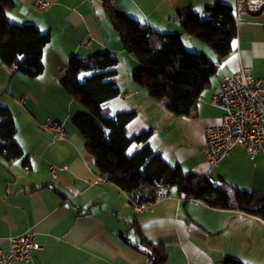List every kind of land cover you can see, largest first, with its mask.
Wrapping results in <instances>:
<instances>
[{
	"label": "crops",
	"instance_id": "1",
	"mask_svg": "<svg viewBox=\"0 0 264 264\" xmlns=\"http://www.w3.org/2000/svg\"><path fill=\"white\" fill-rule=\"evenodd\" d=\"M11 1L10 22L32 24L50 36L43 51V70L35 78L7 68L0 60V106L12 113L15 141L23 152L12 163L0 157V250L6 252L9 237L29 230L41 246L30 261L13 264H155L148 245L163 249L164 264H225L227 260L264 264L262 220L185 201L175 188L166 191L169 197L156 202L152 211L138 212L126 193L101 182L73 124L88 112L62 89L59 73H66L73 56L113 53L119 61L115 82L121 96L105 110L109 115L136 112L129 135L151 130L149 146L170 166L204 175L209 170L205 133L221 124L222 111L211 104L220 80L243 67L250 68L255 78L264 76V13L238 17L232 51L219 60L205 44L183 33L177 12L191 9L206 16V10L216 4L233 9L234 0H115L109 5L159 32L180 34L187 50L216 64L197 101V116L190 119L174 117L133 83L138 62L123 50L107 18L105 0H47L45 11L34 8L32 0ZM83 39L90 40V47L79 46ZM46 120L63 123L64 139L41 129ZM51 168L56 170L54 178ZM210 175L217 181L214 187L229 185L264 195V149L250 158L243 147L235 146Z\"/></svg>",
	"mask_w": 264,
	"mask_h": 264
},
{
	"label": "trees",
	"instance_id": "2",
	"mask_svg": "<svg viewBox=\"0 0 264 264\" xmlns=\"http://www.w3.org/2000/svg\"><path fill=\"white\" fill-rule=\"evenodd\" d=\"M12 8L11 0H0V60L7 68L15 67L17 72L35 78L43 70V51L50 36L32 24L10 22L7 12ZM105 8L123 50L138 62L132 73L133 83L174 117L196 118L197 101L215 74L216 64L204 54L187 50L180 34L159 32L114 12L107 4ZM177 17L183 33L205 44L219 60L230 55L236 36L231 7L216 4L206 10V16L185 9L178 11ZM118 63L111 52L73 56L60 81L62 89L88 112L76 117L73 124L99 177L126 193L134 205L153 200L158 191L175 188L185 201H197L214 210L238 211L264 222V195L229 185L214 187L194 174L170 166L149 146L151 130L129 135L128 126L135 120L136 112L109 115L106 105L121 96L115 82ZM15 133L12 113L0 106V157L5 163L23 157ZM132 146L138 148L129 155ZM27 164L25 160L24 165ZM148 248L155 254V264L166 262L163 249L150 245ZM225 264L243 263L227 260Z\"/></svg>",
	"mask_w": 264,
	"mask_h": 264
},
{
	"label": "built area",
	"instance_id": "3",
	"mask_svg": "<svg viewBox=\"0 0 264 264\" xmlns=\"http://www.w3.org/2000/svg\"><path fill=\"white\" fill-rule=\"evenodd\" d=\"M112 5L115 0H105ZM32 5L39 11L49 7L47 0H32ZM233 13L237 20L239 16L262 15L264 0H234ZM264 30V23H263ZM90 40L83 39L79 46L90 47ZM16 71L15 67H11ZM65 75L63 70H59ZM24 98L19 99L22 104ZM211 104L222 111L221 124L209 128L205 133L204 155L209 170L198 177L211 186H217V181L210 175V171L218 166L220 161L235 146L243 147L250 158L256 157L264 149V76L255 78L251 69L243 67L239 72L223 77L218 85L217 92L211 99ZM41 129L56 139H64L63 123L46 120ZM56 170L51 168L50 174L55 177ZM105 180L101 179V182ZM168 193L158 191L153 200L135 205L138 212L152 211L156 202L168 198ZM36 234L33 231L8 238L6 252L0 250V264L24 263L32 259V254L40 250Z\"/></svg>",
	"mask_w": 264,
	"mask_h": 264
},
{
	"label": "rangeland",
	"instance_id": "4",
	"mask_svg": "<svg viewBox=\"0 0 264 264\" xmlns=\"http://www.w3.org/2000/svg\"><path fill=\"white\" fill-rule=\"evenodd\" d=\"M132 130H133V126H131L130 128H129V132H132ZM137 146H132L131 148H130V150L128 151V154L129 155H132L133 154V152L135 151V150H137Z\"/></svg>",
	"mask_w": 264,
	"mask_h": 264
}]
</instances>
